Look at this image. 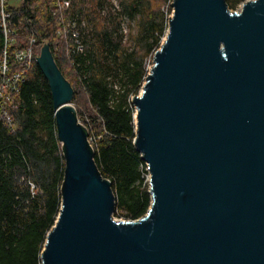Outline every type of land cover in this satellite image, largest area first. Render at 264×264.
Here are the masks:
<instances>
[{
	"label": "water",
	"instance_id": "95a60500",
	"mask_svg": "<svg viewBox=\"0 0 264 264\" xmlns=\"http://www.w3.org/2000/svg\"><path fill=\"white\" fill-rule=\"evenodd\" d=\"M135 106L152 203L117 220L74 89L48 43L37 63L65 149L42 264H264V0H173Z\"/></svg>",
	"mask_w": 264,
	"mask_h": 264
},
{
	"label": "trees",
	"instance_id": "16d2710c",
	"mask_svg": "<svg viewBox=\"0 0 264 264\" xmlns=\"http://www.w3.org/2000/svg\"><path fill=\"white\" fill-rule=\"evenodd\" d=\"M56 1L6 0L14 31L9 69L22 68L15 52L30 46L32 38L36 57L48 43L66 78L65 66L72 69L75 83L67 80L73 100L78 87L93 110L94 158L112 182L117 214L139 219L149 210L152 194L147 164L134 143L132 97L139 93L147 62L166 35L172 11L166 4L172 0H70L66 17L76 23L82 50L57 34ZM226 1L233 9L245 0ZM4 46L0 12V63ZM8 110L15 127L0 121V264H42L47 234L62 205L66 159L51 87L36 60Z\"/></svg>",
	"mask_w": 264,
	"mask_h": 264
},
{
	"label": "built area",
	"instance_id": "2783aa9c",
	"mask_svg": "<svg viewBox=\"0 0 264 264\" xmlns=\"http://www.w3.org/2000/svg\"><path fill=\"white\" fill-rule=\"evenodd\" d=\"M55 5L58 9L57 34L67 40L69 39L73 41L77 49L82 50L83 46L79 40V31L76 28V23L66 17V12L71 6V1L57 0ZM0 12L2 19V28L5 36L3 58L0 63V121H2L8 127L14 128L15 125L13 123V118L8 110V104L11 101L13 95L19 91L21 83L26 78L27 70L30 68L33 61L37 60L34 49L32 47V44L35 42V38L31 39L30 46L16 50L15 58L18 62L22 63V68L17 71L11 72L9 69L10 66L8 50L9 47L14 43L12 37L14 31L10 27L8 22L10 18V12L6 7V0H0ZM90 138L91 137H89V141ZM91 145L93 144L91 143Z\"/></svg>",
	"mask_w": 264,
	"mask_h": 264
},
{
	"label": "rangeland",
	"instance_id": "374dc122",
	"mask_svg": "<svg viewBox=\"0 0 264 264\" xmlns=\"http://www.w3.org/2000/svg\"><path fill=\"white\" fill-rule=\"evenodd\" d=\"M172 1L170 3L168 2L166 5L167 6L171 5V7H172ZM113 2L117 3V0H113ZM242 3L243 2L239 3L235 8H233V10H239L241 8ZM166 5H165V9H167ZM172 13H173V7H172V11L169 14V17L172 15ZM165 36H164V38H165ZM164 38H163V40H164ZM152 65H153V57L149 58V60L147 62L148 71L150 70ZM65 74H66V76H67V78L69 80H71L73 83H75L74 72L72 71V69L69 66H65ZM140 91H141V89L139 90V92ZM73 98H74V96H73ZM72 104L75 107L77 113L79 114L78 116H79L80 122L85 127H87L89 133L92 135L91 136L92 139L90 138V141L93 144L94 143V138L93 137L97 136L96 135V127H95V124L93 123V120H92L93 110H92L91 106L88 103L87 95L84 92V90H82V89L77 87V93H76L75 99L72 100ZM148 175H147V180H148ZM114 217L117 220H129L125 216L117 214V210H115V212H114Z\"/></svg>",
	"mask_w": 264,
	"mask_h": 264
}]
</instances>
